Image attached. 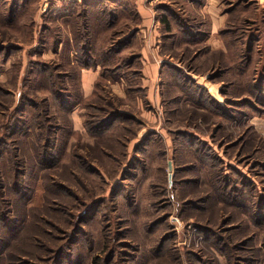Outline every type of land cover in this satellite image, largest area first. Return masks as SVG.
<instances>
[{
  "label": "rangeland",
  "instance_id": "obj_1",
  "mask_svg": "<svg viewBox=\"0 0 264 264\" xmlns=\"http://www.w3.org/2000/svg\"><path fill=\"white\" fill-rule=\"evenodd\" d=\"M67 2L0 0V221L9 223L1 263L264 264V0H219L227 33L240 39L247 28L261 50L240 60L217 52L199 61L205 46L180 45L190 36L164 16L158 30L174 36L176 50L166 49L160 94L153 87L149 104L139 73L101 80L99 87L122 75L132 98L100 90L103 101L91 103L106 111L82 113L93 121L116 112L103 132L71 113L78 68L51 51L67 30L55 9ZM124 9L107 28L104 14L98 44L128 39L139 19ZM131 60L122 55L121 69ZM199 72L228 98H203ZM39 139L50 142L46 159L35 155Z\"/></svg>",
  "mask_w": 264,
  "mask_h": 264
},
{
  "label": "crops",
  "instance_id": "obj_2",
  "mask_svg": "<svg viewBox=\"0 0 264 264\" xmlns=\"http://www.w3.org/2000/svg\"><path fill=\"white\" fill-rule=\"evenodd\" d=\"M67 1L80 2L83 0ZM92 1L96 2L94 3L92 8L100 7L98 0ZM99 1H109L108 5L110 6V8H112V14L117 11V15H119L122 11H125V7L129 8V10L132 11L134 15L139 19L138 24L134 26L133 31L130 32V34L128 35V39L122 44V46L118 48L111 47L118 61L120 60L122 55L129 54L130 56L134 57L136 62L134 63V61L132 60L130 62L127 61L125 64L126 66L122 67V69L121 64L116 66L114 65L113 71L110 70L108 66L102 68L101 65H96L95 67L89 68H82L80 71L79 84L80 97L83 99L88 98L92 95L95 88V84L98 82V78L102 76V73L104 78L112 77L119 73H139L140 84L138 86L140 90H142L139 93H142L145 89H147V93L144 95H147V102L149 104L152 100L149 99L148 94L150 95V93L153 91V87H155V89H157V92L159 91L160 94V88L162 86L161 78L163 77L164 73H167L164 68H169V66L166 65V59L169 57V54L168 52H166V49L170 48V50H172L173 52L176 50V48H174V46L176 45V42L173 40L174 36L170 37L172 34L166 32V30L164 34H160L158 30L162 27L161 22H165V20H160L163 16L173 19L172 27L175 29L179 28V30L181 29L180 33H184V37L190 36V38H186V41L183 40L182 42H180L182 43L180 45H192L195 47H199L200 45L205 46V50L200 49L198 52V58L201 59L199 61L203 60L204 63L209 62V59L216 55L217 52H220L222 54V57L225 56L223 60H226V62L227 60L229 61V59L232 61V57L230 56L232 54L239 53L241 59H246L250 51L251 54L255 55L256 52H261V50H258V47H256L257 42H255L254 45L250 43L251 41H248V39L246 38L249 35V31H247V28L243 29V31H240L242 34V37L240 36V39L232 38L230 36L231 34L227 33V31L225 30V28H227L226 25L228 23V21L226 22V18H228L229 16L226 10H224L222 14L219 15L220 8L218 7L222 5L221 3H219V0ZM183 18L185 19V22L181 24L180 20ZM199 19H202L201 24L197 22ZM182 26L183 28H181ZM218 32H220L219 37L216 38ZM174 35L175 37H178L177 34ZM250 45H252L253 47H251V49L249 50ZM223 60L222 63L225 64V61ZM164 62L165 65L162 66V63ZM236 71L237 73H244L239 72V70ZM246 71L248 72V70ZM221 74L222 75L219 74L221 77L227 75L229 76V73ZM122 77L123 76L120 75V78L115 81L104 82L103 85L99 87L98 91L100 93H103V91L100 90L102 88L105 89V87H109L114 97L125 101L127 99L131 100L132 98L130 97V94L127 96V93L122 86ZM198 77H202V80L199 81L198 78L193 80H195L194 83L195 88H197V91L201 92L203 90V93H205V97L203 98L209 97L218 100L219 102V98L223 99L224 101L226 100V98H228V95L220 91L219 88L221 84H218L216 79L214 81H210V77L212 76L200 73ZM212 89H215L216 93H213ZM134 91L136 92V94L138 93L137 89H134ZM201 100L202 97L199 99V102ZM134 101H136L137 103L139 102L137 106H140L141 108L145 107L143 99L136 97ZM77 105H75L71 113L76 108V112L78 113V119L80 120L84 116V113H82L84 110L80 108V104ZM152 109L153 106L148 110L152 111ZM122 112L135 116L129 111Z\"/></svg>",
  "mask_w": 264,
  "mask_h": 264
},
{
  "label": "trees",
  "instance_id": "obj_3",
  "mask_svg": "<svg viewBox=\"0 0 264 264\" xmlns=\"http://www.w3.org/2000/svg\"><path fill=\"white\" fill-rule=\"evenodd\" d=\"M101 2L103 1L98 0V3L100 5L99 8H92L94 3H96L95 1L83 0L80 2H67V5H62V6L58 5L57 8L55 9L56 13L60 11H64L61 15L57 16L56 18L60 19L63 22V24L65 22L64 25L67 26V30L64 31V37H62L61 40L57 41L56 47H54V49H51V51L52 53L57 55V58H59L60 60H61V57L64 59L63 54L69 55L68 60H70V62L73 63L74 65H77V68H78L77 69L78 74L76 76V80L78 84H79V78H80V71L82 68H89V67H95L96 65H101L102 68L105 66H108L110 70L113 71L114 65L115 66L119 65L118 62H120V60L118 61V59H115L117 60L116 62L114 61L115 55L111 47L108 48L105 45H102L103 42L98 44V37L101 35L99 33L105 32L104 30L105 24L103 21L104 14L107 13L106 14V18H107L106 28L109 27V24H111V22L112 23L114 22V16H115L114 14L111 13L112 8H110V6L108 5L109 1L108 2L104 1L103 3ZM74 4L75 5L79 4V12H74L76 10L74 7ZM63 6H67L69 8L66 9L67 7H63ZM120 17H124V11H122L119 15H117L116 18L118 19ZM164 18L165 17L163 16L161 17L160 20L164 21L165 20ZM71 20L74 21V24L70 23ZM75 22H77L76 25H75ZM91 27L92 28L94 27L96 29V32H94V30ZM73 30L75 31V34ZM107 31L109 30L107 29ZM123 43L124 42L121 41L120 46H122ZM100 52H102V56H99L97 58L96 57L97 53H100ZM238 59L240 60L241 57H239ZM106 60H109L111 64L105 63ZM45 68L46 67H43L42 70L45 71L46 70ZM103 79H106V78L103 77V73H102V76L98 78V82L95 84V88H94L92 95L84 99L80 97V101L75 102L74 105L80 104V108L83 110L91 109V110H99V111L105 112L106 109H102L101 106H99V108L96 109L93 103H91L93 99L97 96H98L97 97L98 101H103V98L102 96L100 97L99 91H98L99 86H100V81ZM107 81H109L108 78H107ZM79 89H80V84H79ZM66 97H69V96H66ZM73 108L74 107L72 106L71 111ZM110 112L111 113H109L108 117H105V118L101 117L103 120L99 118L93 121L86 120L87 114L85 113L84 121L87 122L86 124H88V126L92 125L89 127L93 129L94 131L103 132L105 128L113 125L114 121L119 116L118 114H115L116 112H113V111H110ZM45 132L49 135L53 134L51 127L47 128ZM39 138H40V135H39ZM47 140L48 139H46L45 143L44 141L43 143H41V139H39L40 145L37 146V149L35 150V155H38V158H41L40 157L41 155L42 157H44L43 156L44 154L46 155L50 154L49 153L50 152V145H49L50 142L48 143ZM40 149L42 150V152H40ZM1 192H0V198H1ZM0 208H1V204H0ZM7 225H9V223L7 222L6 219L2 220V222L0 221V264H2L1 254L3 251V247L4 245L7 246L8 240H9L8 238L9 234L6 233ZM16 236L17 234L15 236L13 235V237L11 238H16ZM6 239H7V242L5 243Z\"/></svg>",
  "mask_w": 264,
  "mask_h": 264
},
{
  "label": "water",
  "instance_id": "obj_4",
  "mask_svg": "<svg viewBox=\"0 0 264 264\" xmlns=\"http://www.w3.org/2000/svg\"><path fill=\"white\" fill-rule=\"evenodd\" d=\"M168 168H169V170L171 169V164L170 163H168Z\"/></svg>",
  "mask_w": 264,
  "mask_h": 264
}]
</instances>
